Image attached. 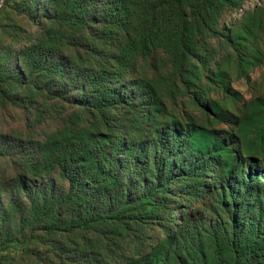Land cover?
I'll return each mask as SVG.
<instances>
[{
    "label": "trees",
    "instance_id": "trees-1",
    "mask_svg": "<svg viewBox=\"0 0 264 264\" xmlns=\"http://www.w3.org/2000/svg\"><path fill=\"white\" fill-rule=\"evenodd\" d=\"M60 1L49 0L46 6L53 4L56 8ZM98 1L66 0L65 19L55 23L58 25L52 35L27 51L32 74L49 67L46 76H51V88L64 87L56 75L75 83L81 103L90 113L89 122L82 118L84 127L76 123L60 139L54 138L45 145L52 150V163L58 167L59 177L70 183V192L56 199L45 195L44 200L39 196L33 199L29 216L31 237L50 239L63 248L49 251L43 255L44 259L38 257L36 264H264V211L260 208L263 206L249 205L254 199L249 187L254 188L255 183L247 185L241 197L233 193L229 198L222 197L221 203L235 209L205 230L199 228L198 221L186 219V213L180 219L174 213L171 200L177 186L185 198H200L214 174L223 180L225 168L220 167L214 153L197 154L193 149V131L185 133L179 126L168 130L158 125V117L163 115L160 107L165 106L161 102L162 91L154 79L149 88L132 79L140 62L148 63L163 51L176 78L183 82L181 90L170 89L168 95L173 100L185 96L190 105L208 114V89L219 74L211 68L214 51L209 40L229 37L226 30L221 31L224 14L230 9L242 10L248 0H164L162 6L167 10L188 5L190 14L181 21L170 17L171 22L162 21L167 15L157 18L155 13L148 14L143 17L147 20L146 27L136 36L130 31L134 17L127 2L105 0L109 7L101 33L96 30V34L86 35L97 22L93 11ZM124 34L127 35L124 46L100 52V48L112 46ZM82 38L87 48H79L84 55L77 52L67 73L61 56L66 46H73ZM101 55L96 70L84 67ZM125 83L127 87L123 86ZM132 110L135 112L130 117ZM122 123L132 125L139 137H129L131 129L119 130ZM149 126L159 136L157 153L163 152V158H167L155 167L143 163L148 158L138 146L141 140L137 138H145ZM197 131L208 133V129ZM173 143L178 144L173 150L175 156L170 152L167 157L166 150ZM174 163H179V167L175 168ZM180 167L184 170H178ZM143 168L159 171L154 174L153 187L137 197L136 191L146 180ZM80 204L70 221L65 222L64 213H55ZM153 230L160 232L155 241L150 237ZM2 248L3 245L0 251H10L14 247Z\"/></svg>",
    "mask_w": 264,
    "mask_h": 264
},
{
    "label": "rangeland",
    "instance_id": "rangeland-1",
    "mask_svg": "<svg viewBox=\"0 0 264 264\" xmlns=\"http://www.w3.org/2000/svg\"><path fill=\"white\" fill-rule=\"evenodd\" d=\"M48 1L0 0V246L3 245L2 249L14 247L10 251H0V264H36L38 257L44 259L43 255L49 251L63 249L61 244L57 246L50 239L32 238L29 216L34 198L39 196L44 200L45 195L56 199L70 192V183L59 177V169L52 163V150L45 145L54 138L60 139L76 123L84 127L85 120L90 121V113L81 103V94L75 83L56 75L64 87L61 89L55 85L51 88V76H46L49 67L32 74L33 67L27 63L28 49L52 35L57 29L58 24L55 23L67 16L66 0L60 1L56 8L53 4L46 6ZM125 1L134 17L130 30L133 36L144 30L147 20L143 17L148 14L155 13L157 18L167 15L162 21L171 22L170 17L181 21L191 11L188 5L167 10L162 6L164 0ZM93 5L95 7L96 3ZM108 7L105 0L98 1L93 11L97 22L86 35L96 34V30L101 33ZM52 18L57 21H52ZM224 30L228 38L223 35L209 40L214 51L211 68L219 74L217 83L213 82L208 89V114L190 105L185 96L173 100L168 95L170 89L181 90L183 82L176 78L163 51H159L148 63L140 62L132 75L133 81H141L147 88L151 87L154 79L162 91L164 101L161 99V102L165 106L160 107L163 115L158 117V125L168 130L179 126L185 133L193 131V149L197 154L214 153L220 167L225 168L223 180L214 174L209 179L206 193L200 198H185L179 192V186L174 190L171 200L174 213L179 219L182 213H186L185 218H192V223L198 221L201 230L227 218L225 213H232L235 209L221 203L222 197L229 198L232 193L241 197L246 193L247 185L252 183L256 185L249 187L254 195L249 205L256 208L263 206L260 208L264 211V0H248L242 10L230 9L223 16L221 31ZM126 37V34L118 36L112 46L100 48V52L104 54L124 46ZM83 40L65 47L64 57H61L67 73L79 48L87 46ZM233 46L240 51L234 53ZM80 52L84 55V50ZM101 57L92 63H85L84 67L96 70ZM46 63L52 67L50 61L46 60ZM205 84L208 85L207 82ZM123 86L127 87V84ZM134 112L132 110L130 117ZM121 116L119 120H122ZM82 118L85 120L82 121ZM197 128L208 129V133L203 135ZM123 129H131L129 137H139L132 125L122 123L119 130ZM158 138L150 126L145 138H137L141 140L138 146L142 147L144 157L148 158L143 163L154 167L156 163L163 164V159L167 161L162 156L163 152L157 153L160 145ZM175 148H178L177 143H173L165 155L169 157L171 152L175 156ZM174 167L178 168L179 163H174ZM150 169L143 168L147 181L136 191L137 197H142L155 184L154 174L159 169ZM257 186L259 188L255 189ZM80 206L65 207L55 213H64L67 222L73 213H78ZM159 233L157 230L150 233L152 241Z\"/></svg>",
    "mask_w": 264,
    "mask_h": 264
}]
</instances>
